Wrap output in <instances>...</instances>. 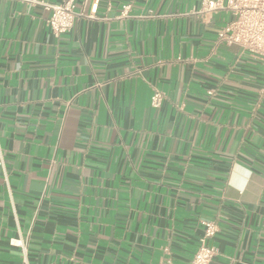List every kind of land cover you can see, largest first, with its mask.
<instances>
[{"label": "crops", "instance_id": "1", "mask_svg": "<svg viewBox=\"0 0 264 264\" xmlns=\"http://www.w3.org/2000/svg\"><path fill=\"white\" fill-rule=\"evenodd\" d=\"M74 1L55 36L0 0V264H188L201 220L210 264H264V64L218 42L230 11Z\"/></svg>", "mask_w": 264, "mask_h": 264}, {"label": "built area", "instance_id": "2", "mask_svg": "<svg viewBox=\"0 0 264 264\" xmlns=\"http://www.w3.org/2000/svg\"><path fill=\"white\" fill-rule=\"evenodd\" d=\"M31 5H42L50 10L47 26L53 35L58 36L71 30L76 18L81 13L75 11L74 0H62L58 4L48 5L39 0H21ZM206 11L228 10L231 19L218 31L217 40L227 45H234L240 49V54L264 64V0H206ZM126 15V8L120 13ZM264 91V75L261 92ZM163 95L153 90L150 96V106L159 108ZM0 166L4 171L3 159L0 156ZM5 181H7L5 176ZM202 234L198 239V246L188 264H210L217 255V248L211 243L218 231L215 220H201ZM14 244L13 242H11ZM21 248L23 262L27 264L26 246L22 240L14 244Z\"/></svg>", "mask_w": 264, "mask_h": 264}]
</instances>
